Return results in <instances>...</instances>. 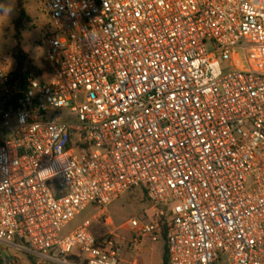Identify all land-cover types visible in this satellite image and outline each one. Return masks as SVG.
I'll use <instances>...</instances> for the list:
<instances>
[{
	"label": "built area",
	"instance_id": "2783aa9c",
	"mask_svg": "<svg viewBox=\"0 0 264 264\" xmlns=\"http://www.w3.org/2000/svg\"><path fill=\"white\" fill-rule=\"evenodd\" d=\"M43 5L42 55L0 63V243L35 264H130L124 230L164 240L169 264H264V0ZM134 191L150 221L117 228L109 208Z\"/></svg>",
	"mask_w": 264,
	"mask_h": 264
},
{
	"label": "rangeland",
	"instance_id": "374dc122",
	"mask_svg": "<svg viewBox=\"0 0 264 264\" xmlns=\"http://www.w3.org/2000/svg\"><path fill=\"white\" fill-rule=\"evenodd\" d=\"M25 3L30 21L25 23L24 29L21 31V39L16 36L14 27V21L18 18L16 0L0 4V63L7 64L10 69L15 68L13 53L17 46H20L24 52L29 54L33 61H36L42 55L39 42L50 24L45 14L43 0H25ZM207 50L208 52L214 51L212 43H207ZM238 61H241L240 57H238ZM221 63L223 64L222 60ZM223 66L224 69L230 68L229 64H223ZM109 211L117 228L123 227L132 218H139L148 222L153 214L149 202L140 191L124 195L109 208ZM98 212L99 210L95 204L89 205L62 231V237L75 232L84 222L92 220ZM91 230L99 238L106 234L109 228L93 221ZM118 235L121 247L120 258L125 263L163 264L166 247L164 240L154 243L149 238H144L136 244L132 233L119 230ZM19 244L24 245L20 240L17 241V245ZM37 260L38 257L29 252L20 251L15 247L0 243V264H35Z\"/></svg>",
	"mask_w": 264,
	"mask_h": 264
},
{
	"label": "trees",
	"instance_id": "16d2710c",
	"mask_svg": "<svg viewBox=\"0 0 264 264\" xmlns=\"http://www.w3.org/2000/svg\"><path fill=\"white\" fill-rule=\"evenodd\" d=\"M10 0H0V4H3L5 2H8ZM18 5V18L14 21V27L16 31V36L18 39L22 38L21 31L24 29V25L26 22L30 21V17L26 10V3L25 0H16ZM13 58L16 63V68L18 73H22L26 68L30 67V64L33 62L32 58H30L29 54L24 52V50L17 46L13 53ZM1 143V141H0ZM146 200L148 201L146 195L142 193ZM149 202V201H148ZM150 204V203H149ZM165 231V230H164ZM163 264H169L168 254H167V248L165 247V252L163 256Z\"/></svg>",
	"mask_w": 264,
	"mask_h": 264
}]
</instances>
